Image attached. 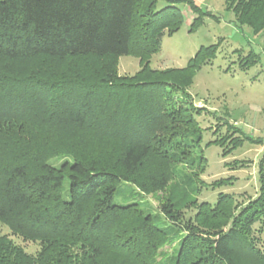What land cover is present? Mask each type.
<instances>
[{
  "label": "trees",
  "instance_id": "trees-1",
  "mask_svg": "<svg viewBox=\"0 0 264 264\" xmlns=\"http://www.w3.org/2000/svg\"><path fill=\"white\" fill-rule=\"evenodd\" d=\"M159 1L0 0V223L40 246L31 255L1 236L0 264H158L176 231L185 236L171 264H264L263 163L258 198L221 195L184 225L172 198L164 228L139 204L115 203L122 183L165 191L177 166L191 172L186 198L206 170L201 108L186 90L215 49L184 69L153 70L163 37L182 25L179 0L157 10ZM225 3L241 26L264 32V0ZM123 56L140 60L135 76L118 74Z\"/></svg>",
  "mask_w": 264,
  "mask_h": 264
},
{
  "label": "rangeland",
  "instance_id": "rangeland-1",
  "mask_svg": "<svg viewBox=\"0 0 264 264\" xmlns=\"http://www.w3.org/2000/svg\"><path fill=\"white\" fill-rule=\"evenodd\" d=\"M193 1L200 10L197 13L188 0L175 3L180 9L182 25L177 32L166 33L160 52L150 60V67L181 70L201 49H215V57L197 70L192 85L186 90L194 106L201 108L196 115L200 129L197 135L201 137L203 153L199 154L206 158V170L199 180L193 178L191 184L196 191L186 198L183 188L191 172L181 166L176 167L180 177L165 191L145 194L122 183L115 198L117 205L139 204L162 228L168 223L161 215V207L171 198L176 203L181 201L178 210L183 225L194 218L199 204L207 202L214 206L221 195H234L239 204L247 205L260 194L259 168L261 163L264 165V32L255 35L249 27L241 26L234 13L227 9L225 0ZM169 5L160 0L157 10ZM198 18L202 23L194 27ZM140 70L139 59L129 56L119 59L120 76L130 78ZM249 137L255 142L245 139ZM224 152H227L225 156ZM223 179H233L232 184L214 186ZM175 182H178L177 190H173ZM1 236H9L28 254L37 255L40 251L39 244L12 236L9 228L0 223ZM184 236L178 231L174 233L172 242L160 249L158 264H171ZM258 236L264 241V231Z\"/></svg>",
  "mask_w": 264,
  "mask_h": 264
}]
</instances>
